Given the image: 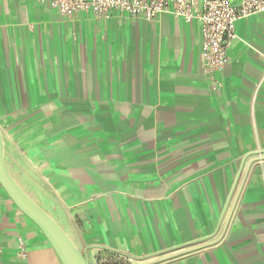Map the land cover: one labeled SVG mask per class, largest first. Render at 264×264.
<instances>
[{"label": "crops", "instance_id": "1", "mask_svg": "<svg viewBox=\"0 0 264 264\" xmlns=\"http://www.w3.org/2000/svg\"><path fill=\"white\" fill-rule=\"evenodd\" d=\"M235 33L217 84L197 20L0 0L7 168L90 264H264V12ZM0 264H62L1 184Z\"/></svg>", "mask_w": 264, "mask_h": 264}, {"label": "built area", "instance_id": "2", "mask_svg": "<svg viewBox=\"0 0 264 264\" xmlns=\"http://www.w3.org/2000/svg\"><path fill=\"white\" fill-rule=\"evenodd\" d=\"M66 16L87 11L97 18L112 13L153 21L161 13H172L186 21L197 20L201 27L200 53L207 76L221 75L229 61L228 49L236 38L237 21L264 12V0H34Z\"/></svg>", "mask_w": 264, "mask_h": 264}, {"label": "water", "instance_id": "3", "mask_svg": "<svg viewBox=\"0 0 264 264\" xmlns=\"http://www.w3.org/2000/svg\"><path fill=\"white\" fill-rule=\"evenodd\" d=\"M0 184L17 207L40 228L56 251L62 264H90L87 252L79 249L66 231L24 191L8 170L4 157L1 130Z\"/></svg>", "mask_w": 264, "mask_h": 264}]
</instances>
